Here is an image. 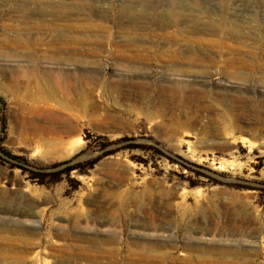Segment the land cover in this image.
Segmentation results:
<instances>
[{"label": "rangeland", "instance_id": "obj_1", "mask_svg": "<svg viewBox=\"0 0 264 264\" xmlns=\"http://www.w3.org/2000/svg\"><path fill=\"white\" fill-rule=\"evenodd\" d=\"M61 3L66 15L58 23L82 27L85 34L102 40L110 32L114 40L134 44L126 53L136 58L127 61L105 52L93 64L94 58L87 55V68L93 74L73 76L71 81L62 78L64 85L56 91L39 90L25 78V87L11 92L6 88L9 81L0 75L3 145L25 158L28 162L20 163L35 172L63 169L67 165L48 167L65 161L93 160L104 152L100 148L105 138L115 142L125 135L164 155L154 148L121 150L102 158L94 168L75 170L70 178L64 174L53 184H40L32 172L13 167L11 159L3 161L0 240L15 241L0 244V250L8 251L0 264H264V0H0V67L11 64L7 38L13 34L6 26L16 23L25 40L39 37L26 29L37 21V8L50 14ZM169 10L172 22L163 27ZM27 12L36 18L33 22L10 20ZM206 12L214 20L224 14L247 32L239 45L225 39L241 50L221 54L211 46L191 48L182 43L184 51L200 50L202 63L194 60L197 54H187L194 57L191 60L182 56L177 62L166 61L172 39L163 32ZM182 13L189 15L187 21L177 19ZM199 23L200 28L207 27L206 18ZM100 25L105 28L99 31ZM89 27L94 28L86 30ZM235 57L255 65L238 70L242 79L229 78L226 73L232 70L219 67ZM201 68L208 73L198 74ZM34 79L48 81L44 76ZM179 79L206 82L204 90L175 93L163 88ZM39 106L63 118L34 117L26 110ZM65 123L70 130L56 146L31 144L19 132L23 127L60 128ZM251 126H256L255 134L248 133ZM201 128L209 133L205 138L197 134ZM173 129L178 134H172ZM89 134L92 138L87 140ZM235 194L245 203L229 207L227 215L244 219L248 228L240 235L210 231L207 221L202 227L208 229L199 228L196 212L180 220L183 206L192 210L197 204L229 201ZM32 203L36 208L31 210L42 211L40 216L21 217L2 210L8 205L29 210ZM19 226L38 236L27 243L33 235ZM188 246L207 254H192ZM236 248L247 254H220ZM161 251L167 252L165 258L158 255Z\"/></svg>", "mask_w": 264, "mask_h": 264}, {"label": "bare ground", "instance_id": "obj_2", "mask_svg": "<svg viewBox=\"0 0 264 264\" xmlns=\"http://www.w3.org/2000/svg\"><path fill=\"white\" fill-rule=\"evenodd\" d=\"M182 2V1H181ZM185 2V1H184ZM225 1H223L224 3ZM184 4V3H183ZM182 4V5H183ZM181 5V6H182ZM66 5L61 3L59 5H55L52 9L51 13L48 14L44 8L39 7L37 8L36 16L37 21L33 24L28 25L26 29L29 31H36L37 33L41 34L39 37H34L32 39H23L20 37V28H17V24L13 23V26L9 27L6 26L8 31H12V37H8V45L10 46L11 51L6 54V56L11 61L7 67H0V75L4 76L7 81L6 88L11 90V92L17 91L19 88L25 87L26 80L28 78V82L30 84H34L36 88L42 91L48 90H60L62 88V78L63 80H70L73 76H88L89 74H93V71H89L87 68V61L85 57L89 55L92 58L93 64L98 63L100 57L103 53L107 52V55L120 57L127 61H131L133 58H136V55L127 54L126 49L129 47H134L135 45L126 42L127 44H123L117 40H114L112 34L109 32L107 36L108 38L105 40L99 38H92L88 34H85V29L82 27H77L72 24L67 23H58V18L65 17ZM185 9V8H184ZM170 10L166 15L167 20H163L161 23L163 27L170 25L172 22L170 20ZM30 13L27 12V15L20 17L12 16L10 18L11 21H19L24 20L25 23L33 22L34 17L29 16ZM62 14V15H61ZM205 16H196L195 22H186V25H177V27L173 31L163 32L165 37H169L172 39V46L165 52V56L167 58L166 61L169 62H177L179 61L182 56L184 58L189 57L187 54L196 55L195 61H200V53L199 51H195L193 49L183 50L182 43L184 45H188L189 47H203V46H211V50L213 52L223 53L225 51L228 52H237L240 51L237 45L242 43V39L245 36H248L247 32L243 31L236 23L229 22L226 15H221L219 19L214 20L211 15L206 12L204 13ZM50 16L54 17V20L50 18ZM177 19H181L183 21H187L186 14H177ZM206 18V26L204 28H200L201 24L200 21L203 18ZM139 19V18H138ZM126 23V22H125ZM132 23V22H131ZM202 23V22H201ZM179 24V23H178ZM160 25V24H159ZM134 27H138V25H133ZM94 27H89L86 30H91ZM97 29L102 30L105 28L104 25L96 26ZM133 30H137L138 28H132ZM84 34V35H83ZM206 34L208 35H220L219 38H206L204 37ZM162 34H156V37H161ZM222 35V36H221ZM226 37L228 39L233 40L237 45H231L225 41ZM170 41V40H169ZM241 41V42H240ZM210 48V47H209ZM159 51V50H158ZM187 52V53H186ZM160 53V51H159ZM224 56V55H223ZM228 56V55H227ZM234 56V55H233ZM164 57V56H163ZM140 59H147V57L139 56ZM162 58V56H161ZM193 56H190L188 59H193ZM31 60L30 63H25V61ZM225 60V59H224ZM242 58H231L225 61H222V64L219 67L222 68H229L232 71L226 73L227 76L230 78H243L242 74L238 72L242 66H250L254 67V63L243 61ZM165 61V60H164ZM213 63H218L217 61H213ZM242 64V65H240ZM97 70L95 69V72ZM221 72V71H220ZM205 74L208 73L205 69H199L198 74ZM36 76H44L48 79L47 83H41L34 79ZM169 82V81H168ZM206 82L199 81L198 79H185V80H176L171 81L163 85V88L166 90H171L175 93H188V92H196L200 93L203 92L204 86ZM68 86H71V83H68ZM47 100V99H44ZM43 100V101H44ZM235 100V99H234ZM232 100V101H234ZM46 104V103H45ZM48 105V103L46 104ZM48 107L39 106L37 108H29L26 109L29 113L33 114L34 117H41V118H63V115L52 114ZM70 126L68 123H65L60 128L58 127H44V126H32L29 128H21L19 129L20 134L27 142L31 144H46L51 146H56L62 144L63 138L69 132ZM256 126H251L249 128L248 133L255 134ZM172 134H178L176 129L172 130ZM201 138H205L209 133L203 128L198 130L197 133ZM220 193H217L219 195ZM3 200V199H1ZM242 196L234 195L230 198L229 201H223L219 203L211 202L204 204L201 206L199 204L196 205L195 209L190 210L187 206H183L182 211L180 212V220L184 219L191 213L196 212V216L200 223L199 228L201 229H208L203 228L202 225L205 224L207 221L212 227L210 231L219 230L221 233L222 231L231 233L241 234L246 231L248 228L244 224V219L236 220L231 218L227 215L229 211V207L232 206H243L245 201ZM7 203V202H6ZM31 208H36L35 204L32 203L30 205L29 210L22 209L21 207L8 205L5 209L2 210L6 213H12L13 215H19L21 217H38L42 214V211L33 212ZM232 210V209H231ZM230 210V211H231ZM18 219H22L19 218ZM31 221V220H30ZM13 221H11L12 223ZM17 224L23 223L22 220H17ZM36 222L32 220V223ZM19 230L21 231H29L32 233L33 238L32 241L25 240L27 243L33 242L34 237L38 236L37 232L28 230L26 226H19ZM17 230V231H19ZM113 240V238H112ZM15 241L13 238H3L0 240V244H12ZM35 242V241H34ZM49 243V240H46ZM36 244V243H34ZM188 249L191 250L192 254H202L206 255L207 250L191 247L188 246ZM226 250V249H224ZM221 250L220 254H236L237 255H244L247 252L240 250L239 248L234 249L232 252L229 250L224 251ZM209 252H213L210 250ZM8 255V251L4 248L0 250V258H5ZM162 258L167 256V252H159L158 254ZM227 257V256H226ZM174 258V257H172ZM39 262V261H38ZM42 264V263H38Z\"/></svg>", "mask_w": 264, "mask_h": 264}, {"label": "trees", "instance_id": "obj_3", "mask_svg": "<svg viewBox=\"0 0 264 264\" xmlns=\"http://www.w3.org/2000/svg\"><path fill=\"white\" fill-rule=\"evenodd\" d=\"M3 127L5 128V124H2ZM4 128H3V132H4ZM90 138H92V136L89 134L86 139L89 140ZM100 139H102V137H99ZM135 140L134 136H128L125 135L121 138H119L118 140H116L115 142L110 141L109 139L105 138V141L102 144V147L100 148L101 150H104V152L102 153V155H100L99 157L93 159V160H88L85 162H79L76 164H70L71 161H65L59 164H54L50 167H48V169H55L58 168L59 166L62 165H67L65 168L60 169V170H55V171H44V172H35L30 170L26 165L20 163L21 161H24L25 163H27L28 161L23 158L22 156H18L15 155L14 153H12L11 151H9L6 146L3 145V141L4 138H0V165H2L3 161H7L11 159V164L13 167H19L22 170H24L25 172L30 171L32 172V174L34 175L32 178L36 179L39 178L38 182L40 184H53V183H58L62 180L63 175H67V177L70 178V175L73 171L78 170L80 172H86L88 169H92L95 167V165L104 157L106 156H110V155H114L115 153L121 151V150H125V149H132V148H136V147H141L143 149H150V148H154L157 152H159L160 154L164 155V153L159 150L158 148L155 147H147L144 144H135L133 143V141ZM118 143H125L124 145L118 146V147H114L111 148V146L113 144H118ZM142 162L145 164H148V161L146 159H142ZM36 175V176H35Z\"/></svg>", "mask_w": 264, "mask_h": 264}]
</instances>
